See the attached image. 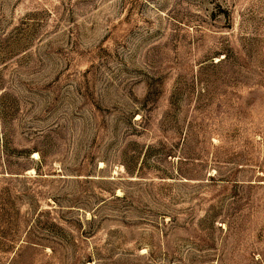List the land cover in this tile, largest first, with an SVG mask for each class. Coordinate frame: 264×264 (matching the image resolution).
<instances>
[{"label": "rangeland", "instance_id": "374dc122", "mask_svg": "<svg viewBox=\"0 0 264 264\" xmlns=\"http://www.w3.org/2000/svg\"><path fill=\"white\" fill-rule=\"evenodd\" d=\"M0 264H264V0H0Z\"/></svg>", "mask_w": 264, "mask_h": 264}]
</instances>
